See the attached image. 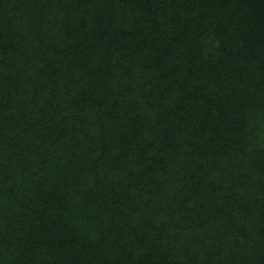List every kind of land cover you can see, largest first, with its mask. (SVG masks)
<instances>
[{"label":"trees","instance_id":"1","mask_svg":"<svg viewBox=\"0 0 264 264\" xmlns=\"http://www.w3.org/2000/svg\"><path fill=\"white\" fill-rule=\"evenodd\" d=\"M0 264H264V0H0Z\"/></svg>","mask_w":264,"mask_h":264}]
</instances>
